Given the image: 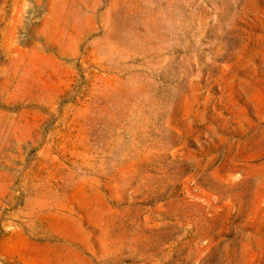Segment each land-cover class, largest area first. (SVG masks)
<instances>
[{
    "label": "rangeland",
    "instance_id": "374dc122",
    "mask_svg": "<svg viewBox=\"0 0 264 264\" xmlns=\"http://www.w3.org/2000/svg\"><path fill=\"white\" fill-rule=\"evenodd\" d=\"M0 264H264V0H0Z\"/></svg>",
    "mask_w": 264,
    "mask_h": 264
}]
</instances>
